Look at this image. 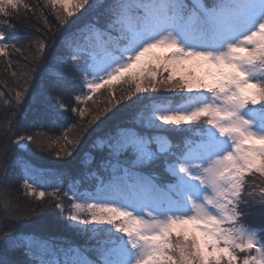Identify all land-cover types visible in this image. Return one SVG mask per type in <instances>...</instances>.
I'll return each mask as SVG.
<instances>
[{
  "label": "snow or ice",
  "instance_id": "obj_1",
  "mask_svg": "<svg viewBox=\"0 0 264 264\" xmlns=\"http://www.w3.org/2000/svg\"><path fill=\"white\" fill-rule=\"evenodd\" d=\"M88 13L89 19L78 24ZM49 17L60 29L78 24L69 35L79 39L68 42L61 59L80 76L74 88L81 92L74 96L75 106L52 94L67 79L57 70L52 91L38 93L33 102L42 103L43 118L53 122L69 110L81 120L90 117L55 140L44 136L49 149L52 144L59 149L56 159L75 158L82 137L70 135L73 130L83 132L109 112L101 123L123 119L137 104L141 110L129 123L103 131L93 144L108 173L106 181L98 177L93 191L64 190L60 184L38 190L48 173L17 158L25 196L54 201L69 222L65 227L86 238L83 250L70 247L63 260L41 256L39 264H264V229L243 223L244 209L258 207L264 214V0H43L42 5L0 0V57L18 85L14 100L3 102L12 115L0 121V138L8 141L0 143V191L10 167L8 144L45 150L43 134L17 133L14 119L33 73L48 55ZM21 18L35 20L41 33L24 37L31 40L28 48L24 38L12 35V21ZM12 54L30 66L12 70ZM114 84L127 86L121 99L135 95L136 100L119 108L112 95L103 108L87 107L101 89L111 95ZM160 92L170 95H144ZM201 123L206 126L194 127ZM173 134L198 139L185 137L182 146L173 145ZM161 163L173 179L161 181L156 172ZM2 200L0 247L5 254L33 255L40 246L31 240L21 246L22 235L9 231L25 218L19 206ZM92 239L96 244L88 246ZM0 264L22 262L0 257Z\"/></svg>",
  "mask_w": 264,
  "mask_h": 264
},
{
  "label": "trees",
  "instance_id": "obj_2",
  "mask_svg": "<svg viewBox=\"0 0 264 264\" xmlns=\"http://www.w3.org/2000/svg\"><path fill=\"white\" fill-rule=\"evenodd\" d=\"M33 5L40 3L43 4V0H29ZM191 2V0H189ZM211 0H205V3H210ZM30 15V14H29ZM80 14L77 13L76 16ZM76 16L70 18V20H76ZM91 16L90 13L85 14L78 21V24H82ZM53 20V31L47 33V39L49 42L48 55L46 56L43 63L39 64L36 71L33 73L34 79L29 82L28 92L25 96L23 103L14 119L16 125L15 131L17 133H23L27 130L29 133L35 132L41 135V140L45 144V150L41 151L35 145H29L28 151H22L15 145L8 144L9 156H10V167L8 170V177L4 181L3 190L0 191V211H2L3 197H7L12 200L13 204L19 206V212L25 217L19 221H15V228L9 229L12 233H20L23 237L21 240V246L28 245L31 240H42L48 243L49 248L47 252H41L40 250L34 251L33 255L28 256L22 252L9 251L5 254L4 249L0 247V257H4L10 261H21L22 264H39L41 256L46 260H56L64 256L65 252L74 246H80L81 250L84 249L86 238L78 236L71 229L65 227L69 222L64 220L58 210L55 208V202H49V198L46 197L42 202L35 200L32 197H27L24 194L23 184V172L19 166H17V158L23 162L29 163L36 169L45 170L48 174L41 178V186L38 190L52 191L57 184H60L64 190H68L70 186H74L80 192L93 191L95 185L98 183V177L108 179V173H106L100 167V160L103 153L93 147V144L98 141L103 131L109 130L114 127L116 123L126 124L134 120L139 116L141 105L137 104L132 108L128 109L123 115V119L119 121H111L107 124L101 123L106 121L108 116L112 113L109 112L107 117L101 116L100 121L94 123L91 127L86 128L83 132L79 128L73 130L70 135H80L82 137L81 143L74 152L72 157L67 158L70 163L66 161L57 160L55 152L59 149L52 144L49 149L48 142L44 140V136L51 137L55 140L56 137L62 135V133L71 128L73 124L79 122L80 124H87V120L90 118L88 115L83 120L77 115L69 112L66 114L64 119L59 121H51L43 118V104L34 103L33 97L38 93H44L45 95L52 91L51 85L59 77L56 76L57 70L62 73L67 79L66 82L62 83L58 88L55 89L52 94L62 97L67 103L71 99V104L76 105L74 96L80 94L81 89L78 86L80 79H77L73 75V68L71 66L65 67V63L62 61L64 53L69 51L68 42H75L79 39L78 36H70L69 34L74 32L78 24H73L71 28L65 27L63 29L57 28L54 23V18L49 17ZM12 23L15 28L12 30V35L17 37H33L39 38L40 32L36 31L34 25L35 20L31 19H14ZM8 31V29H5ZM64 37L68 39L65 40ZM21 43L28 48L31 44V40L24 38ZM12 70H17L18 65L20 67H28L29 61L23 60L18 54H12L11 57ZM8 62L0 57V121H4L7 117L12 115L11 108H5L4 100H14V92L18 87L17 82L13 79L11 72L7 70ZM125 86V85H123ZM122 86V87H123ZM85 90V89H84ZM121 91V92H120ZM120 91L112 92V95L120 100L117 105L119 108H124L125 105H131L133 100H136V96L132 97V100L121 99L127 93V89H121ZM11 93V94H9ZM97 94V93H96ZM144 95L154 96H168L167 92L160 93H148ZM97 97V95L95 96ZM112 98V96H111ZM109 100L107 99V102ZM87 102V107L95 111L97 108H103L104 105H90ZM115 103V101H113ZM83 107V105H80ZM91 106V107H90ZM116 109L113 108V111ZM99 125V128H97ZM205 126L202 123L195 125L194 127ZM93 129H96L93 132ZM91 133V135H90ZM181 134H173L169 137L173 145L183 143L185 139L180 137ZM0 143H8L6 139L0 138ZM182 146V145H181ZM51 151V155L49 154ZM91 157V163L85 161ZM63 172L62 176L57 175L58 172ZM161 181L173 179L168 173L164 171L163 164L161 163L156 167ZM258 178V177H257ZM63 202L67 205H71V201L64 198ZM69 209H66V213ZM246 216L243 223L246 226H250L255 229H264V214L257 208L244 209ZM88 246H94L96 240H87ZM31 246V245H30ZM26 251V249H25ZM90 259H96L94 252L86 253ZM239 256V255H238Z\"/></svg>",
  "mask_w": 264,
  "mask_h": 264
},
{
  "label": "rangeland",
  "instance_id": "obj_3",
  "mask_svg": "<svg viewBox=\"0 0 264 264\" xmlns=\"http://www.w3.org/2000/svg\"><path fill=\"white\" fill-rule=\"evenodd\" d=\"M67 54V52L66 53H64V56ZM64 63V62H63ZM65 65V67H67V66H71V64H70V62L69 63H67V64H64ZM72 67V66H71ZM166 75V74H165ZM75 77L77 78V79H80V76L78 75V74H76L75 75ZM122 84H114L113 85V92H114V94L116 93V91H120L121 89H127V86L125 85V86H123ZM84 91H87L86 89L84 90ZM121 92V91H120ZM113 94V95H114ZM97 95V97H94V99H95V101H96V103L95 104H93V102H90V105L92 106V105H94V107L95 106H97V105H104V106H107V99L108 100H110V99H112L111 98V96H112V94L110 95L109 94V92H108V90L107 89H101L97 94H95V96ZM85 105H83V107H84ZM90 106V107H91ZM108 115H110V114H107V116ZM106 116V117H107ZM103 117V116H102ZM206 126V125H205ZM205 126H201V127H205ZM198 128V127H197ZM182 136H180V137H182V138H184V137H189V138H191V139H198V137H196V136H194V135H191V134H181ZM178 144H179V142H178ZM183 144V143H182ZM181 144V145H182ZM107 180V179H106ZM105 180V181H106ZM171 180V179H170ZM117 235H119V234H117ZM32 241H34L35 242V244L36 245H39L40 247H39V250L41 251V252H46L45 251V246H47V249L49 248V245H48V243L47 242H45V241H42V240H32ZM238 255L242 258V256H243V254H239L238 253ZM64 259V256H62L61 258H60V260H63Z\"/></svg>",
  "mask_w": 264,
  "mask_h": 264
}]
</instances>
